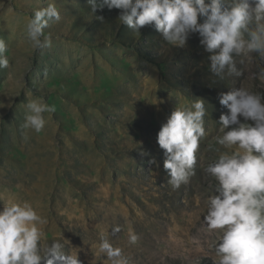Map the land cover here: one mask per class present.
I'll return each mask as SVG.
<instances>
[{
    "label": "rangeland",
    "instance_id": "rangeland-1",
    "mask_svg": "<svg viewBox=\"0 0 264 264\" xmlns=\"http://www.w3.org/2000/svg\"><path fill=\"white\" fill-rule=\"evenodd\" d=\"M49 4L61 19L43 30L51 47L35 49L25 26ZM120 11L93 14L88 0H0L9 60L0 68V208L30 203L47 221L41 244L58 241L81 264H111L96 255L101 235L129 264H213L216 234L203 216L216 181L204 168L220 154L209 144L228 150L214 140L228 112L219 96L240 85L264 95V81L246 78L262 62L234 56L242 75L221 79L198 33L174 47L154 26L133 32ZM33 99L55 106L39 133L22 127ZM195 99L205 103V136L194 174L173 189L157 134L176 107ZM130 230L140 237L135 245Z\"/></svg>",
    "mask_w": 264,
    "mask_h": 264
},
{
    "label": "clouds",
    "instance_id": "clouds-1",
    "mask_svg": "<svg viewBox=\"0 0 264 264\" xmlns=\"http://www.w3.org/2000/svg\"><path fill=\"white\" fill-rule=\"evenodd\" d=\"M90 11L119 9L118 20L133 32L154 26L171 46L184 47L191 33L209 53L210 71L224 79L241 76L234 56H252L262 62L248 70L247 79L264 81V0H88ZM54 4L34 12L25 26L33 48L51 47L44 35L50 20L59 21ZM103 19V17H100ZM202 19V22H200ZM43 37V39H41ZM6 45L0 39V68H7ZM219 103L228 109L219 118V134L210 151L220 154L205 168L216 184L206 200L203 220L210 232L216 258L213 264H264V95L240 85L221 93ZM25 130L39 133L45 113L55 106L42 99L26 104ZM205 103L195 99L190 107H176L161 125L157 143L164 150V168L173 189L188 183L194 174L196 151L205 136ZM242 118V119H241ZM24 140L29 139L28 132ZM230 150V151H229ZM154 162V161H153ZM47 221L28 202L8 201L0 208V264H81L77 253H65L58 241L41 244L42 225ZM114 226L112 233L120 232ZM140 237L129 231L130 244ZM96 255L111 264H129L122 250L101 235Z\"/></svg>",
    "mask_w": 264,
    "mask_h": 264
}]
</instances>
